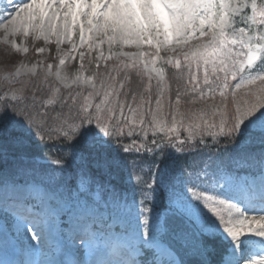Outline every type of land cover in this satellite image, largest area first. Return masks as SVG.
<instances>
[{"label": "snow or ice", "instance_id": "1", "mask_svg": "<svg viewBox=\"0 0 264 264\" xmlns=\"http://www.w3.org/2000/svg\"><path fill=\"white\" fill-rule=\"evenodd\" d=\"M0 29V264H264V0H0Z\"/></svg>", "mask_w": 264, "mask_h": 264}, {"label": "rangeland", "instance_id": "2", "mask_svg": "<svg viewBox=\"0 0 264 264\" xmlns=\"http://www.w3.org/2000/svg\"><path fill=\"white\" fill-rule=\"evenodd\" d=\"M7 39L9 41H11L12 39H15L18 44L24 43L22 37H19V36L15 37V38L8 36ZM73 39L76 40L77 43L79 42L77 36L74 35ZM4 41H5V33L3 32L2 29H0V54H2L4 51L7 50ZM26 46L29 48V52L26 54V57L23 59V63L29 64V65L37 64L38 65V69H37L38 71H40L44 65L52 64L54 66L53 71H55V66L58 65V59H57V55H56V45L54 42L50 43V44H45V42L43 40L33 41L31 39V37H29L28 41L26 42ZM38 47H45L46 51L44 53L37 54L35 49ZM61 48L64 51H67L69 49V45L63 44V45H61ZM104 48H105V55H107L108 54L107 53V45H104ZM80 50L83 51V49H80ZM124 50L125 51H136L135 48H131V47H125ZM145 50H147V46H145ZM161 55L166 56V55H168V53H161ZM93 56H95V52H93ZM113 62L114 61H108L109 64H112ZM85 66L88 67L87 62L85 64ZM64 67H65V70L69 74H74L76 72V70L79 68V61H78V59L72 60V61H66V65ZM11 70H12L11 65L5 64L3 62L2 56H0V75H3L4 73L11 71ZM91 71H94V66H93V68H91L89 70V72L85 73V75L91 74ZM4 87H7V85L0 82V88H4ZM14 87H19V85H15ZM243 92H244L243 89L240 90V93H238V95H242ZM219 99L220 98L217 97V102H219ZM196 107H198V105H188V104L182 103L181 110L186 111L189 108H196ZM180 131H181L182 137H183V135H186V133H184L183 129H181ZM133 177H135V176H133ZM29 195L37 198V200H39V202H40L41 198H43L45 196V190L40 189V190L31 191L29 193ZM98 195L102 197L104 194L98 193ZM51 202L55 205H53ZM51 202L48 203V208L51 210V212L53 214L56 215L57 226L59 228H62L63 231L66 232L67 231L66 226L69 222V216L67 214V211L62 210L56 201H51ZM150 203H151V205L149 207L152 206V202H150ZM169 207L172 209L174 208V206H172V205ZM156 211L158 212L157 208H156ZM181 211H182V209H181ZM1 217L3 219L0 218V225H3L4 217L3 216H1ZM194 219H195V217H193V220ZM8 223H11V221L10 222L8 221ZM10 229H12V224H11ZM53 234H54V237L52 238V243H53L52 251H55V246L57 243V236H56L55 232Z\"/></svg>", "mask_w": 264, "mask_h": 264}, {"label": "trees", "instance_id": "3", "mask_svg": "<svg viewBox=\"0 0 264 264\" xmlns=\"http://www.w3.org/2000/svg\"><path fill=\"white\" fill-rule=\"evenodd\" d=\"M42 155H46V151L44 153H42ZM129 159H132V157H130ZM135 193L136 195V200L137 202H139V200L141 199L140 195H139V188L136 187V183L133 184V182L131 180L128 179L127 175H125V178L123 180V184L118 186V194L120 196H127V195H131L133 196V194ZM166 194L167 192L161 193L160 190H157L156 193V199L158 200L160 198V204H163L166 198ZM132 198H128V201L131 202ZM148 202H146L147 204Z\"/></svg>", "mask_w": 264, "mask_h": 264}, {"label": "water", "instance_id": "4", "mask_svg": "<svg viewBox=\"0 0 264 264\" xmlns=\"http://www.w3.org/2000/svg\"><path fill=\"white\" fill-rule=\"evenodd\" d=\"M172 212L168 211V210H161V216H162V220L168 216H171Z\"/></svg>", "mask_w": 264, "mask_h": 264}]
</instances>
